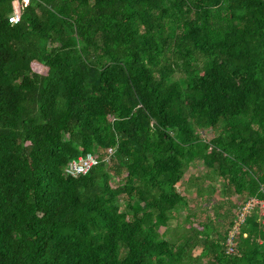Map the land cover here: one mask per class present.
<instances>
[{"label":"trees","instance_id":"1","mask_svg":"<svg viewBox=\"0 0 264 264\" xmlns=\"http://www.w3.org/2000/svg\"><path fill=\"white\" fill-rule=\"evenodd\" d=\"M261 202L264 0H0V264H264Z\"/></svg>","mask_w":264,"mask_h":264},{"label":"rangeland","instance_id":"2","mask_svg":"<svg viewBox=\"0 0 264 264\" xmlns=\"http://www.w3.org/2000/svg\"><path fill=\"white\" fill-rule=\"evenodd\" d=\"M31 67L34 70L43 72L45 70V68L37 63H31ZM210 131L206 130L205 132H203V136L204 137H208L210 135ZM203 172V166L201 163L195 161L193 164H191V166H189L185 171H184V176L186 177L187 175L190 174H198V173H202ZM188 177V176H187ZM185 178L182 179L181 183L178 184V189L182 192L187 194V198H188V206L187 209L188 211L193 214L190 217V220L194 223L196 222H200V223H206L208 222V220H210L213 224V226H215L216 229H218L219 231H222L226 225V222L228 220L229 214L227 212V209L229 210V212H236V214H238V212L241 210V207L243 206L240 205L237 208L233 207L232 203L237 204L239 203V198L237 196H231L230 198H228V201L221 199V197L219 196V194H217L216 192L211 195V196H206L205 194H201L200 196L195 195L191 190H189V188L184 186V181ZM217 184H215L216 186ZM214 199V202H213ZM217 200H221L222 206L220 205L215 211V203H217ZM250 206H251V202H249ZM260 205V211L264 212V208L262 207L261 203ZM186 209H183L181 212H185ZM176 222H181L182 221V214L177 215V218H175V220H171V222L169 223V231L167 233L168 236H177L179 235L183 229L180 225H176ZM183 222V221H182ZM229 232H232V234L234 233L233 229L231 228ZM213 233V232H212ZM213 235V234H212ZM196 249H193L192 252L193 254L196 253L195 251ZM203 260V259H201Z\"/></svg>","mask_w":264,"mask_h":264},{"label":"built area","instance_id":"3","mask_svg":"<svg viewBox=\"0 0 264 264\" xmlns=\"http://www.w3.org/2000/svg\"><path fill=\"white\" fill-rule=\"evenodd\" d=\"M19 15L17 11H12L8 14L7 20L10 23H14L18 20ZM98 159L90 152H85L83 154H79L74 158L69 159L65 166L64 172L70 176H76L77 174H82L86 172L92 165L96 164ZM250 201H247L242 207L234 221V226L232 227L233 231L236 229L237 224L242 221L244 217V213L247 211V208L250 206ZM262 207L264 208V203L261 202ZM232 232H229V236L225 239V250L226 252L232 251Z\"/></svg>","mask_w":264,"mask_h":264}]
</instances>
